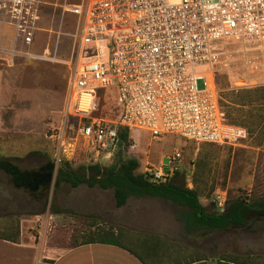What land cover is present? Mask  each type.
<instances>
[{"label":"built area","instance_id":"built-area-1","mask_svg":"<svg viewBox=\"0 0 264 264\" xmlns=\"http://www.w3.org/2000/svg\"><path fill=\"white\" fill-rule=\"evenodd\" d=\"M45 0H0V21L12 31L13 55L34 45ZM63 11L76 18L67 68L66 97L56 124L47 130L56 162L78 152L94 161L129 156L130 136L148 132L151 140H175L231 148L247 131L227 120L216 79L225 75L230 89L264 86V0H81ZM198 83L201 87H198ZM116 85L118 122L94 117L96 91ZM125 128L128 144L119 142ZM179 148V147H178ZM141 174L155 184L179 171L180 149ZM213 203L223 212L225 192ZM34 264H52L38 257Z\"/></svg>","mask_w":264,"mask_h":264},{"label":"rangeland","instance_id":"rangeland-1","mask_svg":"<svg viewBox=\"0 0 264 264\" xmlns=\"http://www.w3.org/2000/svg\"><path fill=\"white\" fill-rule=\"evenodd\" d=\"M45 1L40 30L29 50L34 58L25 56V50L18 46L11 55L12 31L0 21V164L9 163L22 170H35L55 159L54 146L46 135L49 127L58 122L65 102L67 68L64 62L69 58L76 28V18L63 8L81 2ZM254 86L233 90L225 75L219 76L220 105L230 121L248 134L241 146L195 144L177 141L169 135L151 140L146 131L132 133L135 150L126 157L139 163L135 173L141 174L146 164L159 167L162 159L170 157L179 147V176L173 183L194 189L208 213L216 210L214 196L221 191L226 194L223 212L236 200L248 203L263 200L264 92L243 94L245 90L256 88V84ZM198 87H201L200 83ZM96 94L99 110L93 116L118 122L122 109L117 103V86L99 89ZM242 98H250L251 105L237 106ZM87 164L106 168L111 161H94L91 156L78 152L69 162L77 172ZM57 169L58 165L56 172ZM110 193H104L98 187L90 189L84 184L71 188L61 183L55 189L53 182L31 205L25 200L28 196L9 184L0 169V262L29 264L31 259H37L42 243V253L48 255L85 240L89 235L68 240L56 226L54 219H58L59 213L55 214L53 210L62 211L63 216L85 230L92 221L94 203L111 202L113 207ZM247 225L245 229L228 228L196 235L188 244L200 248L203 243H209L212 257L225 253L242 264H264V217L254 218ZM113 226H116L113 222L102 219L104 229L111 231ZM220 249H224L222 253L218 251Z\"/></svg>","mask_w":264,"mask_h":264},{"label":"crops","instance_id":"crops-1","mask_svg":"<svg viewBox=\"0 0 264 264\" xmlns=\"http://www.w3.org/2000/svg\"><path fill=\"white\" fill-rule=\"evenodd\" d=\"M102 191L110 193L113 198V207L111 202L94 203L91 210L92 221L85 230L78 227L72 219L63 216L62 211L59 212L58 219L54 221L68 240L88 235L100 239L103 233H111L117 243H105L99 239L87 241L86 238L49 252L48 255H43L42 243L38 257L44 256L51 259L52 264H242L235 257L225 256V253L220 257L210 256L209 243H203L200 248L189 245V240L194 236L205 235L211 231L184 230L178 221L177 206L161 198L130 197L124 206L117 208L113 190ZM103 218L116 226H113L111 231L108 228L104 229ZM221 250L224 249L218 251L222 253ZM10 263L0 262V264ZM34 263L35 261L31 259L29 264Z\"/></svg>","mask_w":264,"mask_h":264},{"label":"trees","instance_id":"trees-1","mask_svg":"<svg viewBox=\"0 0 264 264\" xmlns=\"http://www.w3.org/2000/svg\"><path fill=\"white\" fill-rule=\"evenodd\" d=\"M216 84L219 86V77L216 79ZM251 91L264 92V86L245 90L243 94L248 95ZM262 100L264 102V97ZM250 105V98H242L237 104L239 107ZM226 117L232 123L227 114ZM117 135L120 144H128L129 134L127 129L120 127ZM125 157L123 158V153L120 150L111 160L110 166L102 168L99 164H87L81 167L80 172L73 170L67 162L64 167H58L54 188L57 189L61 183H65L71 188H77L79 185L84 184L90 189L96 186L102 190L112 189L117 208L124 206L130 197L161 198L179 208L178 221L183 229L187 231L239 229L245 227L251 221L249 219L251 216H254V218L264 217V199L254 203L236 200L224 212L215 210L208 213L200 203L199 196L194 189H188L173 183V180L179 176V171L175 172L168 182L155 184L143 174H136L139 163L134 158ZM53 211L55 214L59 213L55 209ZM93 239L99 238L87 237V241H94ZM99 241L117 243L116 238L111 233H103V237Z\"/></svg>","mask_w":264,"mask_h":264},{"label":"flooded vegetation","instance_id":"flooded-vegetation-1","mask_svg":"<svg viewBox=\"0 0 264 264\" xmlns=\"http://www.w3.org/2000/svg\"><path fill=\"white\" fill-rule=\"evenodd\" d=\"M47 163L43 164V166L35 170H22L9 163L0 164V169L6 174L7 182L14 186L16 190L23 192V194H26L28 198L25 200H27L29 204L32 205L33 202L37 200L38 196L44 195L48 190V188H46L42 184L38 185L37 188H35L33 184V182L37 179V177L35 176V172L39 170H46L45 166ZM15 170H19V172L16 174ZM249 219L253 220L254 216H251ZM247 227L248 225L239 229H245Z\"/></svg>","mask_w":264,"mask_h":264},{"label":"water","instance_id":"water-1","mask_svg":"<svg viewBox=\"0 0 264 264\" xmlns=\"http://www.w3.org/2000/svg\"><path fill=\"white\" fill-rule=\"evenodd\" d=\"M64 159H60L58 163L56 162L55 159L49 160L48 163L45 166L46 170H39L35 172V176L37 179L33 182L35 188H37L38 185L42 184L46 188H50L51 184L55 180L56 176V166L58 165L59 168L64 167L65 164ZM162 163L164 164V172L167 174L168 173V158H163ZM19 170H15V173L17 174Z\"/></svg>","mask_w":264,"mask_h":264}]
</instances>
